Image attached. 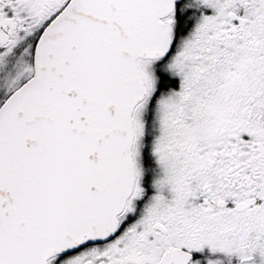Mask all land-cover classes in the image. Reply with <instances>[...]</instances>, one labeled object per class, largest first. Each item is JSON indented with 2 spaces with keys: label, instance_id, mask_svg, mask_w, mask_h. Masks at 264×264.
Wrapping results in <instances>:
<instances>
[{
  "label": "snow or ice",
  "instance_id": "6c2138e0",
  "mask_svg": "<svg viewBox=\"0 0 264 264\" xmlns=\"http://www.w3.org/2000/svg\"><path fill=\"white\" fill-rule=\"evenodd\" d=\"M0 264H264V0H0Z\"/></svg>",
  "mask_w": 264,
  "mask_h": 264
}]
</instances>
